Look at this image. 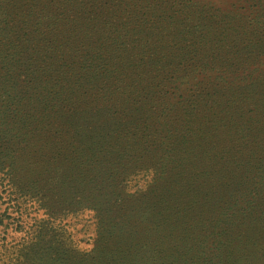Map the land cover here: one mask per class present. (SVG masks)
<instances>
[{"label": "trees", "instance_id": "trees-1", "mask_svg": "<svg viewBox=\"0 0 264 264\" xmlns=\"http://www.w3.org/2000/svg\"><path fill=\"white\" fill-rule=\"evenodd\" d=\"M112 1L0 0V264H264V0Z\"/></svg>", "mask_w": 264, "mask_h": 264}, {"label": "rangeland", "instance_id": "rangeland-1", "mask_svg": "<svg viewBox=\"0 0 264 264\" xmlns=\"http://www.w3.org/2000/svg\"><path fill=\"white\" fill-rule=\"evenodd\" d=\"M145 1V5H152L151 9L154 10L151 13V16H163L164 19L171 20L170 16H195V12L199 11L202 16H219V18H223L224 16H236L235 13L239 12L242 16L240 20H244L245 22L250 21V18L247 16L257 17L256 14L259 12L256 7L252 9L250 12V7H243L242 0H166L167 3L164 6V10L167 12L161 13L156 10L155 5L152 4V0H143ZM115 0L112 1L114 3ZM158 3V1H156ZM135 9L134 6L125 3L123 10H126L123 16H134L132 11ZM178 14V15H177ZM264 14V12H263ZM264 16V15H262ZM43 17V16H40ZM218 21H220L218 19ZM264 21V20H263ZM260 25V24H259ZM264 25V22H263ZM263 30V28L261 29ZM253 48V49H257ZM94 217L92 213H84L77 219V223L72 224L70 226L71 230L74 232V238L80 244L82 248H89L93 242V235H94ZM91 244V245H90Z\"/></svg>", "mask_w": 264, "mask_h": 264}]
</instances>
